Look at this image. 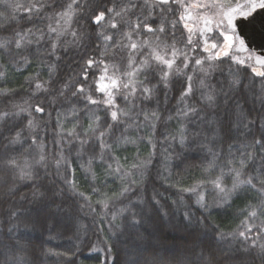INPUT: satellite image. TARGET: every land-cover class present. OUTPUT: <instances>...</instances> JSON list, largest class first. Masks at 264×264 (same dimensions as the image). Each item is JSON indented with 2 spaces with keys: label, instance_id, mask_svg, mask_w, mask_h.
I'll use <instances>...</instances> for the list:
<instances>
[{
  "label": "trees",
  "instance_id": "1",
  "mask_svg": "<svg viewBox=\"0 0 264 264\" xmlns=\"http://www.w3.org/2000/svg\"><path fill=\"white\" fill-rule=\"evenodd\" d=\"M16 2L27 6L30 3H46L48 0H16ZM183 2L193 7L185 10L171 3L167 6L173 11L167 14L165 31L166 33L174 32L176 47L188 54L189 67L185 69L181 62L182 58H178L173 65V74L169 77L167 87H164L162 79L150 76L149 87L154 85L157 88L153 99L147 103L132 99L131 103L155 110L162 116L174 115L175 110L183 103L179 97L186 77L189 75L193 77L192 82L195 89L199 79V67L211 65V82L217 88L221 84L227 86L234 74L241 80V86L229 100L228 109L242 110L244 116L255 120L254 124L249 125L251 131L247 133V141L253 143L254 140L259 139L261 144H264V134H262L264 128L261 127L264 125V102L259 98V90L264 77L256 75L257 72L264 71V66L260 71L256 69L257 66L252 56L254 52L248 49L244 55L249 58H240L237 56L239 53L235 51L228 52L227 56L221 51L220 58H216V52L222 46V38L216 35L215 22L226 12L225 4L220 5L218 0H183ZM148 3L152 4L153 0H148ZM56 4L65 5V8L57 7L56 11H66V5L72 4L76 12L65 36L61 38L62 46H58L56 55L60 57L59 61L48 56L45 50L47 45L34 44L32 46L35 54L29 56V64L12 61L9 66L8 57L0 54V64L5 65L3 69L5 74L0 76V92L5 88L16 90V95L7 99L0 95V110L19 113L20 118H33L40 124V127L33 133L27 129L26 119H24L21 143L9 146L13 149L12 155L21 160L31 159L29 153L35 155L43 145L45 154L48 156L47 167L39 170L35 181L13 180L8 172L0 170V231H6L10 226L6 222L9 211H22L30 216L31 222H18V231L24 241H27L30 248L34 250L32 259L35 264H130L133 261L135 264H157L159 257H163L164 264H175V256L191 255L192 250L197 246L199 249L197 255H202L204 258L202 264H207L213 256L216 264H233L230 257L237 254V250L242 251L245 245L250 246V241L240 238L239 232L244 231L245 235H251L253 239H257L255 233L259 232L258 244L264 243V190H260L256 179H253L256 188L233 199L230 208L226 211H214L202 224H197L198 218L202 217L196 204L197 193L186 191V189L195 188L206 177L214 175V173L204 171L207 161L204 159L205 153L200 150V146L185 148L179 157L173 153L172 159L165 168L157 144V154L153 158V163L144 170L142 175L137 174L131 169L132 164L148 158L152 151L151 146L146 143L151 133L145 129L143 133H140L144 136V141L138 139L136 145L127 146L117 153L122 158L124 169L132 170V179L137 181L134 190L126 194V197L120 196L121 188L126 186V182L105 174L104 170L96 167L95 164L92 172L96 173L97 179L93 180L92 172L86 171V157L76 159L74 154L69 155L66 152V159L57 170L53 163L58 152L54 137L56 140H62L64 133L61 132V125L66 132L78 123L80 125L77 128L78 132L83 128L88 131L89 136H92L93 130L97 127L95 116H100L99 123L102 127L107 119L105 112L109 111L102 104L87 103L84 98L85 94H78L76 98H73L71 96L74 90L72 86L83 84L88 96L102 101L104 93L97 91L96 87L104 68V65L99 64L100 61L107 64L108 77L120 76L118 83L121 85L128 80L126 73L134 69L137 71L132 78L137 82L143 80L144 69L140 67L142 61L149 59V63L153 66L156 62L150 59V48L147 46L143 49L138 48L133 53L130 44L145 40L152 43L155 35L160 34L145 31L143 23L139 30L133 31L132 25L142 20L153 28H157L154 20L159 19L158 9L154 8L153 16L145 20L147 15L145 0H76L75 4L72 0H56ZM198 5H212V7L203 8ZM109 8L113 9V12L110 13ZM101 11L105 13L104 19L99 25L93 24L91 17ZM116 11L121 12L120 17L114 15ZM188 14L190 15L188 21L187 19L180 21V15L187 17ZM4 15V5L0 2V23L5 22ZM16 15L19 23L14 27L17 30L32 27L34 31L40 28L47 32L49 25L57 27V18L48 19V17H53L54 13L47 8L42 16H33L31 21L23 8ZM205 20L212 21L213 28V32L207 33L206 36L201 33V26ZM113 23L117 27L113 28ZM172 23L176 25L174 29L171 28ZM183 23L193 25V28L191 27L193 29L192 45H187V37L190 33L183 29ZM64 27V21L61 20L59 28ZM72 31L76 32V37L71 35ZM219 31L224 32L223 27ZM129 32H132L131 39L127 36ZM224 34L227 35V32ZM11 35V32L0 31V38ZM105 36H111L112 39L106 41ZM30 38L35 39V37ZM161 39L169 44L173 43V37L170 34L161 35ZM205 39L215 42L218 49L201 51L205 47ZM77 40L79 43H74ZM170 53L169 49L167 53L162 52L161 54L170 59ZM88 58L97 63L87 70L88 79L84 80L82 78L85 70L84 61ZM196 59L204 63L197 66L194 63ZM132 61L134 63L129 67ZM238 61H243V63H238ZM53 63L57 65V69L50 75L48 65ZM156 76L162 78L163 73L157 71ZM31 77H35L36 81L52 79L54 83L48 93L35 92V81L31 80ZM66 83L67 88L64 87ZM57 89L65 92L64 98L58 94L55 97L49 94ZM113 93L121 108L129 106V102L122 99L120 95V93L126 94L125 89L121 87L120 93L113 89ZM53 99L55 103L47 107L48 101ZM24 101L28 103L24 104ZM37 103H41L46 113H51V115L35 113L33 108ZM188 103L191 105L199 101L193 96ZM14 104L28 108V112L21 113L19 108H13ZM237 105L239 108L236 107ZM70 107L75 108L78 115L70 116L68 114ZM29 113L31 116L28 115ZM221 118L226 122L225 131H227L230 126L228 124L229 115L222 112ZM173 123L172 131L174 132L179 121ZM4 131L7 132V129ZM32 135H37L35 145L30 143L29 138ZM133 138L137 137L133 136ZM7 143V139H4L0 144V152H3ZM240 143V141H233L234 145ZM232 151L239 156L235 146ZM241 151L245 154L249 152L253 154V160L243 170L241 179H246L248 176L264 178L262 174L264 173V158H262L264 149L253 143L252 147H241ZM123 157H129L126 163ZM179 159H182L183 163L176 167L175 162ZM73 169H75L74 172ZM69 181H74V186L70 185ZM225 183L227 187H231L232 180L226 178ZM101 184L106 187H103L100 193H94L93 187L99 188ZM9 188H14V192L10 193ZM200 190L202 189H198ZM202 191L205 203L212 206L216 202V194L211 189ZM34 193L37 194L34 195ZM108 197L111 199H107ZM106 199L107 208L102 202ZM128 200H131L132 204L139 205L133 208L134 212L146 211V215L135 217L140 224L134 229L126 227L127 222L122 216H117L116 220H112V215L128 204ZM86 202L90 207H81L86 205ZM253 211L257 213L254 217L251 216ZM249 225L252 226L251 233L247 231ZM217 228L219 232H216ZM216 236L219 239H216ZM5 239L6 237L0 236V240ZM253 258L255 264H262L261 259L255 253H253Z\"/></svg>",
  "mask_w": 264,
  "mask_h": 264
},
{
  "label": "snow or ice",
  "instance_id": "2",
  "mask_svg": "<svg viewBox=\"0 0 264 264\" xmlns=\"http://www.w3.org/2000/svg\"><path fill=\"white\" fill-rule=\"evenodd\" d=\"M3 3L5 9L4 23H0V31L11 32V36H5L0 38V54L6 55L8 57L9 66H11L12 61L16 63L29 64V56L35 54L33 45H47L46 51L48 56L56 61L60 60V57L56 55L58 46L60 44L61 38L65 36L68 26H70L72 18L76 15L72 4L66 5V11H56V8H65V5L56 4V0H48L46 3H30L25 6L23 4L17 3L16 0H0ZM75 4L76 0H72ZM175 5L177 7L188 8L193 7V5H185L183 0H153L152 4L145 0V8H147L148 17L153 16V9H158L159 19H155L154 22L157 24V28H153L150 24L144 23L142 20L140 23L132 25L133 31L139 30L141 28V23L144 25V29L147 32L153 34L159 33L160 35H155V40L152 43L148 41L133 42L130 44V49L134 53L138 48L143 49L145 46L151 49L150 59L156 62L153 66L149 63V59H144L140 65L144 69L142 75L143 80L137 82L132 77L135 75L137 69L132 72L126 73L128 80L122 85L118 83L120 76L114 75L108 77V66L104 61H100L99 64L104 65L103 73L99 76L97 82V91L104 93V99L102 101H97L92 99L85 93V87L83 84L73 85V91L71 96L76 98L78 94H85L84 98L87 103L97 105L102 104L105 109L109 110L105 112L107 119L103 122L101 127L100 116H95V122H97V127L93 130V135L89 136L88 131L81 128V131H77L80 127L78 123L74 124L71 130L64 131L61 125V132L64 133L62 140H56L54 137V143L57 146L58 152L56 154L53 163L57 170L59 169L61 163L65 161L67 152L69 155L74 154L76 159L87 158V169L86 171L92 172L93 165L104 170V173L112 176L115 179L124 180L126 186H123L120 191L121 197H126V194L131 193L137 184L135 179H132L134 170L137 174H141L144 170L153 163V158L157 154V144L160 148V155L162 157V163L165 168L168 165L169 160L172 159L173 153L178 157L185 150V148H191L194 145L200 146V150L205 153L204 159L207 161L204 171L214 173V175H209L197 185L195 188L186 189L189 192L197 193L196 204L198 209L202 213V217L198 218L197 224L200 225L204 220H207L209 216L212 215L214 211L227 210L231 207V201L235 198L240 197L244 192L250 189L256 188L253 184V179H256L257 183L260 185V190H264V178L256 176H248L246 179H241L242 172L248 167L249 162L253 160V154L251 152L245 154L241 151V147H252L258 145L261 149H264V144H261L259 139L254 140L253 143L247 141V133L251 131L249 125L254 124L255 120L248 119L243 115V111H236L235 109H228L229 100L234 92L241 86V80L234 74L233 77L228 82L227 86L221 84L219 88L211 82L212 72L210 69L211 65L208 67H199L198 69V82L193 86V77L191 75L186 77L185 85L181 91L179 100L182 106L175 110V114H168L162 116L155 110H150L145 107H141L140 104H132L131 100L135 99L141 103L150 102L157 88L151 84L150 76L156 77L157 79H162L164 82V87H167V82L170 75H172L173 65L176 63L178 58H182L181 62L183 67L187 69L189 67L188 54L180 48L176 47L174 42V32L166 33L165 22L167 20V14L171 13L173 10L167 7L169 4ZM135 7V5H133ZM198 7L209 8L212 5H198ZM219 7V5H217ZM23 8L24 12L28 14V19L31 21L33 16L40 17L44 14V10L50 9L53 13V17H48V19L57 18V27H52L49 25L47 32L43 29L36 28L35 31L32 27L26 29L17 30L14 26L19 23L17 19V13ZM223 13V15L216 21V35L222 38V46L218 49V45L205 39V47L201 51H208V45L212 49H218L216 52V58H220V52L223 51L224 55L227 56L228 52L226 49L231 47V42L233 40V35H225L224 32L230 30L235 34V19L237 15L240 16H250L259 9H264V0H246L244 5H237L235 8ZM108 11L111 13L113 9L109 8ZM115 16L120 17L121 12L116 11ZM105 13L103 11L99 12L95 16L91 17L92 23L99 25L104 19ZM190 17H185L180 15V21H185ZM64 21L65 27L63 29L59 28L60 21ZM212 23V21L205 20V25ZM115 28L117 25L112 24ZM176 27L175 23L171 24V28ZM183 29L186 30L190 35L187 37V45H192L193 40L191 33L193 29L188 23H183ZM223 27L224 32L219 31ZM208 33L213 32V28L206 27ZM171 35L173 37V43L169 44L161 39V35ZM55 35V39H53ZM71 35L76 37V32L72 31ZM129 39L132 37V32L127 33ZM30 37H35L33 40ZM82 38V37H81ZM106 41L112 39L111 36H105ZM238 43L243 46V41L239 40ZM74 43H79V40L74 41ZM171 50V58H165V55L161 53H167ZM195 51V49H193ZM96 61L88 58L84 61L85 70L83 72L82 78L84 80L88 79V69H90ZM134 61L129 63V67ZM195 65L200 66L204 61L196 59L194 61ZM238 63H243V61H238ZM264 64V60L260 61ZM5 65L0 64V76L5 73L3 71ZM57 65L55 63L48 65L49 74L55 73ZM157 71L163 73L162 78L156 76ZM255 72V69H253ZM257 76L264 77V71L257 72ZM111 81V86L106 83H100V81H105V79ZM31 80L35 81L34 89L35 92H49V88L52 86L54 81L49 79L48 81H36L35 77H31ZM65 88L68 87L67 83L64 85ZM121 87L126 90L125 93H120ZM248 87V86H246ZM113 89L117 93H120L122 99L129 102L127 108H121L116 102V96L113 93ZM139 93V95H137ZM53 97L57 94L61 97H65V92L61 89H57L55 92L49 93ZM0 95L5 97V99L13 97L16 95L15 89H3ZM193 96L199 101V103H193L189 105L188 100L192 99ZM187 98V99H186ZM259 98L264 102V82H261L259 90ZM28 101H24L27 104ZM55 103V99L48 101L47 107H51ZM239 108V105L236 106ZM13 108H19L21 113L28 112V108L21 105L14 104ZM227 110V111H225ZM33 111L35 113L43 115H51V113H46L45 107L41 106V103L35 104ZM224 112L225 115H229L228 124L230 125L225 131L226 122L221 118V113ZM71 115H78L75 108L70 107L69 113ZM31 116V113L28 114ZM87 115V113H85ZM233 117L235 118L233 120ZM24 119H26V127L30 132L35 133L40 127L38 121L33 118L19 117V113L9 112L6 110H0V144H2L4 139H7V146H4L3 152H0V170L6 171L10 174L13 180L19 181H35L38 178L39 170L41 168H46L48 165V156L45 154L44 146L41 145L39 151L32 155L31 159L24 158L23 160L18 159L12 155L13 149L9 146L17 145L21 143V136L23 132ZM175 121H179V125L176 126L175 131H172ZM235 125L234 127L231 125ZM159 125V136L157 137ZM264 128V125L261 126ZM7 129V132L4 131ZM145 129L151 133L149 139L146 143L151 146V153L148 158L139 160L137 163L132 164V170H125L122 164V158L117 153L125 149L127 146L136 145L137 140L144 141V136L140 135ZM98 133V134H96ZM211 133V135H209ZM264 134V133H262ZM38 135V133H37ZM37 135L30 136V143L35 145L37 140ZM147 135V133H145ZM133 136L137 138L134 139ZM206 141V142H205ZM233 141H240V144H233ZM236 147V151L239 152V156L232 151L233 147ZM264 158V157H262ZM129 157H123V161L126 163ZM183 163L182 159L175 162V166L179 167ZM238 165V166H236ZM73 172L75 169L72 170ZM264 174V173H262ZM230 178L232 180L231 187H227L225 180ZM92 179H97L96 173L92 172ZM70 185L74 186V181L68 182ZM106 187V185L101 184L100 187H93L92 191L94 193H100L101 189ZM198 189L206 190L211 189L212 192L216 194V202L209 206L205 203V197L203 191ZM9 192L13 193L14 188H9ZM37 193H34L36 195ZM42 195V194H41ZM107 199H111L108 197ZM107 199L102 201L104 207H108ZM158 203V201H155ZM129 205H132L131 207ZM90 205H82L81 207ZM134 207H139V205L132 204L131 200H128V204L124 207L118 209L116 213L112 215V220H116L117 216H122L127 222L126 227L137 228L140 224L136 220L137 215H146V211L142 210L140 213L133 211ZM188 215L187 213L185 214ZM257 213L253 211L251 216H256ZM10 226L6 231H0V236L6 237L5 240H0V264H35L32 259L34 255V250L30 248L27 241H24L23 236L20 235L18 231V222H31V217L26 215L22 211L11 210L7 213V221ZM191 223V220H189ZM26 230V229H24ZM247 231L252 232V226H247ZM219 232V229H216ZM239 237L244 241H250V246L245 245L241 250H237V254L230 257L233 264H255L253 253L258 256L262 264H264V243L258 244V239L260 233L256 232L255 236L257 239H253L251 235H245L244 231L239 232ZM219 239L218 236L215 237ZM199 249L198 246L192 250L191 255L181 254L174 257L175 264H202L203 256L197 255ZM159 256V254H157ZM130 264H135V262H130ZM157 264H164L163 257H159ZM207 264H216L215 257L213 256Z\"/></svg>",
  "mask_w": 264,
  "mask_h": 264
},
{
  "label": "water",
  "instance_id": "3",
  "mask_svg": "<svg viewBox=\"0 0 264 264\" xmlns=\"http://www.w3.org/2000/svg\"><path fill=\"white\" fill-rule=\"evenodd\" d=\"M228 1L231 5L238 2V0ZM235 29L238 37L243 40L248 50H253L258 55L264 56V9H259L247 17H237L235 19Z\"/></svg>",
  "mask_w": 264,
  "mask_h": 264
},
{
  "label": "rangeland",
  "instance_id": "4",
  "mask_svg": "<svg viewBox=\"0 0 264 264\" xmlns=\"http://www.w3.org/2000/svg\"><path fill=\"white\" fill-rule=\"evenodd\" d=\"M213 1H216V0H213ZM221 3L225 4L224 1H220V5ZM246 3V0H238V2L235 4V5H227L225 6L226 7V12L230 10L229 6L231 8H235L237 5H244ZM240 15H237V17H239ZM187 17H190V15L188 14ZM189 19V18H188ZM188 19L186 21H188ZM190 27L193 28V25L189 24ZM206 27H211L212 28V23H209L207 25L202 24L201 26V33L202 35L206 36L207 35V31H206ZM227 35H233V40L231 42V47H229L228 49H226L227 52H231V51H235L236 53H239V55H237L238 57L240 58H249V56L247 55H244V53H246L247 49H246V46L243 42V46H241L239 43H238V40H237V34H236V31H235V34H233L230 30L227 31ZM239 40H242L241 38L238 37ZM208 50H212V48L210 47V44L208 45ZM253 59H254V63L255 65L257 66L256 69H258V71H260L262 69V67L264 66V64L260 63V61L264 60V58H262L261 56H258L257 54L253 53ZM100 83H106L108 84L109 86H111V81L108 80L107 78L105 79V81H100Z\"/></svg>",
  "mask_w": 264,
  "mask_h": 264
},
{
  "label": "flooded vegetation",
  "instance_id": "5",
  "mask_svg": "<svg viewBox=\"0 0 264 264\" xmlns=\"http://www.w3.org/2000/svg\"><path fill=\"white\" fill-rule=\"evenodd\" d=\"M220 1H221V0H220ZM223 1H225V3H226V4H229V5H231L230 1H228V0H223ZM252 52L256 53V52H255V51H253V50H252ZM262 58H264V56H262Z\"/></svg>",
  "mask_w": 264,
  "mask_h": 264
}]
</instances>
